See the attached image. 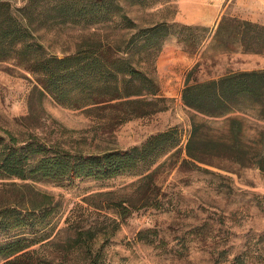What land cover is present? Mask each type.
Masks as SVG:
<instances>
[{
    "label": "rangeland",
    "instance_id": "1",
    "mask_svg": "<svg viewBox=\"0 0 264 264\" xmlns=\"http://www.w3.org/2000/svg\"><path fill=\"white\" fill-rule=\"evenodd\" d=\"M7 1L16 8L26 0ZM123 6L141 26L164 20L197 27L189 32L197 38L207 34L196 52L177 42L179 28L164 39L152 73L157 96H143L160 101L130 118H123L118 109H75L45 93L35 74L13 61H0V134L37 138L61 151L84 154L140 146L150 136L172 129L178 144L142 174L130 171L63 184L0 180V207L56 208L50 241L15 263L264 264V171L188 158L192 111L181 99L186 81L264 69V54L234 49L232 36L225 33L213 38L223 16L264 25V0H174L143 10ZM38 34L52 52L74 49V30Z\"/></svg>",
    "mask_w": 264,
    "mask_h": 264
},
{
    "label": "trees",
    "instance_id": "2",
    "mask_svg": "<svg viewBox=\"0 0 264 264\" xmlns=\"http://www.w3.org/2000/svg\"><path fill=\"white\" fill-rule=\"evenodd\" d=\"M173 1L26 0L14 8L0 0V61H13L35 74L36 83L57 103L75 109H118L123 118L143 114L149 111L145 106L160 101L143 96H157L152 73L164 39L179 28L177 42L196 52L207 34L197 38L189 33L197 27L164 20L141 26L123 4L143 10ZM71 30L76 31L72 51L52 52L38 37L39 32L61 35ZM224 33L232 36L234 49L264 54V25L223 16L213 38L218 40ZM181 99L192 111L185 146L188 158L203 164L222 160L264 171V69L228 72L199 83L186 81ZM130 104L134 106L126 109ZM174 131L150 136L129 149L87 154L61 151L37 138L19 140L12 134H0V180L63 184L76 178L108 179L130 171L142 174L176 148ZM55 209L54 204L32 211L0 207L3 264H16L50 241ZM37 244L38 248H32Z\"/></svg>",
    "mask_w": 264,
    "mask_h": 264
}]
</instances>
